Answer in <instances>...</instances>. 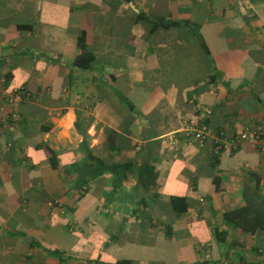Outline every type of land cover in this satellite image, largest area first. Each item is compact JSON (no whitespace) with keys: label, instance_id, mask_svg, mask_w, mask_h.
<instances>
[{"label":"crops","instance_id":"0c3cea01","mask_svg":"<svg viewBox=\"0 0 264 264\" xmlns=\"http://www.w3.org/2000/svg\"><path fill=\"white\" fill-rule=\"evenodd\" d=\"M138 13L178 24L151 32ZM82 31L86 70L72 65ZM19 87L30 98L8 105ZM76 120L94 155L152 166L150 185L111 190L104 172L77 198L65 169L85 155ZM253 123L264 0H0V264H264V228L221 219L243 204L230 176L256 174L264 196V153L244 140L211 158L216 130ZM170 195L186 197L179 217Z\"/></svg>","mask_w":264,"mask_h":264},{"label":"trees","instance_id":"16d2710c","mask_svg":"<svg viewBox=\"0 0 264 264\" xmlns=\"http://www.w3.org/2000/svg\"><path fill=\"white\" fill-rule=\"evenodd\" d=\"M134 20H146L150 22L151 32L158 27L168 28L178 24L173 20H164L162 18L153 17L142 13L136 14L134 16ZM75 46L76 51L72 58V65L81 70L88 69L91 63L94 61V55L86 48L83 31L80 32V34L76 37ZM118 97L119 101L126 104V107L129 109L130 107L127 106L124 98L121 96ZM74 127L76 131L82 136L79 148L85 153V155L81 160L68 164L65 169L67 170L68 174L72 175L71 187L75 189L77 198L83 196L87 191H89L93 180L100 177L104 172H109L110 174L108 183L111 190L124 188V186L129 183V179H133L131 182L134 190L138 187L147 188L150 185L152 182V166L144 164L137 169L130 160H110L106 162L100 157L94 155L87 147L88 135L80 129L79 122H77V120L74 122ZM46 129L48 128H45V130ZM220 131L225 132L227 135L231 133L223 129H218L215 131V135L217 136L218 132ZM239 145L235 149L229 150L234 151L239 147ZM42 147L46 152L49 166L51 168H56L57 161L55 152L46 145H42ZM212 148L214 152L211 153V158L215 163L217 153L223 151L224 149L215 140L212 144ZM248 176L249 177L242 174L234 177L230 176L227 179L228 183L231 182L230 179L232 178L236 180V183H239L238 189L243 197V204L223 210L221 213V219L226 225L230 227L238 228L243 232L254 233L264 228V196L259 193L258 176L254 173H250ZM212 182L214 184V188L218 189L221 178L217 175H214L212 177ZM138 201L139 203H142V205H145L143 198H139ZM168 203L175 217H179L185 213L187 209V201L186 197L184 196L170 195L168 197ZM136 209L138 210L139 208H135L133 211H137ZM170 228L171 227L169 225L166 226V236L170 233ZM214 236L217 240H222L225 236V231L214 229ZM127 263H129V261L126 259H118L113 262V264Z\"/></svg>","mask_w":264,"mask_h":264},{"label":"built area","instance_id":"2783aa9c","mask_svg":"<svg viewBox=\"0 0 264 264\" xmlns=\"http://www.w3.org/2000/svg\"><path fill=\"white\" fill-rule=\"evenodd\" d=\"M30 98L29 92L22 88H14L7 94V104L10 106L15 105L17 102L27 100ZM205 131L204 127H201L196 136H201ZM249 140L257 149L264 153V125L259 123H253L239 132L229 133L218 132L215 135V141L222 146L224 150L235 149L242 141Z\"/></svg>","mask_w":264,"mask_h":264},{"label":"rangeland","instance_id":"374dc122","mask_svg":"<svg viewBox=\"0 0 264 264\" xmlns=\"http://www.w3.org/2000/svg\"><path fill=\"white\" fill-rule=\"evenodd\" d=\"M111 87H112V86H111ZM112 90H115V89L112 88ZM7 94H8V93H4V94H2V96H6V97H7ZM4 99H5V97H4ZM6 102H7V101H6ZM3 114H5V113H3ZM6 114H7V113H6ZM98 156H99L101 159H103V160H104V158H105L104 155H102V153L98 154Z\"/></svg>","mask_w":264,"mask_h":264}]
</instances>
